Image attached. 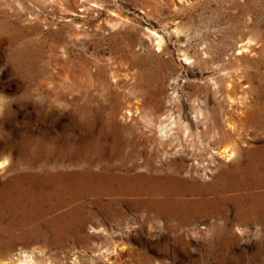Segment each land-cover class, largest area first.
<instances>
[{
	"label": "rangeland",
	"instance_id": "1",
	"mask_svg": "<svg viewBox=\"0 0 264 264\" xmlns=\"http://www.w3.org/2000/svg\"><path fill=\"white\" fill-rule=\"evenodd\" d=\"M250 4L0 0V116L12 112L14 121L26 122L19 133L29 124L52 132L78 124L82 137L94 132V143H100L94 147L114 153L119 165L125 160L130 175L161 178L166 198L188 203V214L172 219L165 209L158 216L145 200L130 195L95 201L94 221L82 232L45 235L22 245L15 262L22 250L35 264H264V226L246 211L256 198L235 200V193L229 202L218 193V177L232 169V160L214 156L216 163H211L216 154L205 138L204 145L198 144L204 151H198L200 157H162L155 126L168 111L178 121L181 105L182 120L193 132L189 138L178 134L173 144L199 142L208 124L200 123L193 108L205 114V105L212 110L215 98L206 99L199 89L213 69L194 61L220 57L231 62L249 39L264 46V13ZM259 49L255 55L263 58ZM46 91L61 96L46 103L37 96ZM196 92L199 101L193 104L190 96Z\"/></svg>",
	"mask_w": 264,
	"mask_h": 264
},
{
	"label": "bare ground",
	"instance_id": "2",
	"mask_svg": "<svg viewBox=\"0 0 264 264\" xmlns=\"http://www.w3.org/2000/svg\"><path fill=\"white\" fill-rule=\"evenodd\" d=\"M252 2L248 6L263 14L264 2ZM157 37L162 43V37ZM258 45L259 42L249 39L241 46L237 57L228 63L220 57L194 61L203 69H213L211 78L200 80L199 89L206 99L210 94L215 98L212 110L205 105L208 110L205 114L199 115V108H193L200 123L208 124L205 126L208 131L203 129L202 136L198 135L199 142L193 144L190 141L191 144L186 146L173 144L179 140L178 134L189 138L193 132L192 125L184 124L182 120L181 105L178 121L167 114L168 111L159 116L155 126L159 132L157 147L162 157L189 153L200 157L198 151H204L198 144L204 145L202 139L205 138L216 154H211V163H216L214 156L225 155L228 161L232 160V169L226 168L218 177L217 181L221 183L218 193L223 201L229 202L235 193V200L255 197L256 202H252L246 211L253 213L255 222L264 226V57L255 55L259 48L261 55L264 46ZM248 51L253 55L245 53ZM244 58L248 60L244 62ZM37 96L48 103L51 96L61 95L56 92L48 95L46 91ZM193 97L190 96V100L196 104L198 93ZM11 114L0 116V264H35L34 257L22 250L15 259L17 262L14 261L20 246L39 242L45 235H78L94 221V202L104 198L112 201L127 195L138 197L146 201L149 209L155 208L158 216L165 209L172 214V219L187 213L186 200L166 198L165 182L161 178L130 175L125 160L119 165L113 159L114 153L104 152L102 146L94 147L100 143H94L93 131L82 137L78 124L53 132L47 127L36 129L34 124H29L28 130L19 133L18 127L27 126V123L14 121ZM238 142L244 143L243 146ZM115 149L114 146L111 151ZM177 165L178 169L182 168L180 163ZM241 192L249 194L242 195ZM242 211L238 210L239 213Z\"/></svg>",
	"mask_w": 264,
	"mask_h": 264
}]
</instances>
